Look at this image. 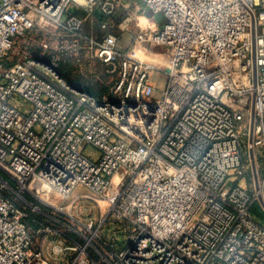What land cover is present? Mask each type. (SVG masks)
Segmentation results:
<instances>
[{
  "label": "built area",
  "instance_id": "obj_1",
  "mask_svg": "<svg viewBox=\"0 0 264 264\" xmlns=\"http://www.w3.org/2000/svg\"><path fill=\"white\" fill-rule=\"evenodd\" d=\"M141 1L0 0V264H264V0Z\"/></svg>",
  "mask_w": 264,
  "mask_h": 264
},
{
  "label": "rangeland",
  "instance_id": "obj_2",
  "mask_svg": "<svg viewBox=\"0 0 264 264\" xmlns=\"http://www.w3.org/2000/svg\"><path fill=\"white\" fill-rule=\"evenodd\" d=\"M151 10L147 9L144 6V3L141 0H127V7L125 8H120L115 12L114 15V22H116V24H118V27L115 28V32L120 34V33H133L135 31H137L139 29V25L140 26H145L149 23H151L152 21L155 20V18H151L148 17L146 14L147 12H149ZM156 21V25L159 26L162 22V17L160 15H158V23L157 20ZM98 33H100V30L98 28H95ZM160 51L165 50V47H159L158 48ZM66 71L69 72L68 76H65V79H67L68 81H70L72 84L76 85V86H80V87H88L90 89H95V90H100V88L102 87L101 85H99L96 82L95 76L96 75H100L103 73V66L101 64H99L97 61L92 64L91 69H88L86 71L85 74H79L77 72H75V69L73 66H67L64 68ZM92 71V72H91ZM103 76V74H102ZM152 78L153 79H157L158 80V84H162L163 80H164V76L162 74H157L156 72H152ZM101 94V92H100ZM13 101L15 102L16 105L19 106V108L24 109L28 106V103L23 101L22 99H17L14 98ZM84 153L91 157L94 158L98 153L99 150L96 149L95 147L91 146V145H87ZM0 176H2L0 174ZM5 177V176H4ZM82 192H87V189L81 185L76 186L75 190L73 191V194H78V193H82ZM37 206L42 207L41 203L37 200V199H33L32 200ZM54 202V201H53ZM56 202V201H55ZM56 204H58L56 202ZM251 211L257 216L259 217L261 220L264 221V213L261 212L259 210V207L257 204H254L253 207L251 208ZM74 214L78 213L80 214V216L82 218H84L85 215H89L92 218H96L95 220H97L96 217V209L94 207H92L91 204H86L83 207H78L77 211L74 212ZM69 227H71L69 225ZM70 230H68V234L70 237H73V235L71 233H69ZM103 232V231H101ZM115 236H118L119 238L121 237V233L115 231L114 232ZM122 240H120L118 243L119 245L122 244L121 243ZM93 245H97V242L93 241Z\"/></svg>",
  "mask_w": 264,
  "mask_h": 264
},
{
  "label": "trees",
  "instance_id": "obj_3",
  "mask_svg": "<svg viewBox=\"0 0 264 264\" xmlns=\"http://www.w3.org/2000/svg\"><path fill=\"white\" fill-rule=\"evenodd\" d=\"M60 73H61V75L65 78V76L67 77L68 76V74H69V72L68 71H66L65 69H61L60 70ZM67 80V79H66ZM68 81V80H67ZM69 83H71L70 81H68ZM72 84V83H71ZM90 93H92V94H100V92L102 93L104 90H105V88L104 87H101L100 88V90H95V89H90V88H88V87H85ZM0 174L2 175V176H4L3 174H2V172L0 171Z\"/></svg>",
  "mask_w": 264,
  "mask_h": 264
},
{
  "label": "crops",
  "instance_id": "obj_4",
  "mask_svg": "<svg viewBox=\"0 0 264 264\" xmlns=\"http://www.w3.org/2000/svg\"><path fill=\"white\" fill-rule=\"evenodd\" d=\"M150 17H151L152 19L155 18V20H157V23H158V15H154V14H152ZM154 81H155V85L158 86V80H157V79H154Z\"/></svg>",
  "mask_w": 264,
  "mask_h": 264
},
{
  "label": "water",
  "instance_id": "obj_5",
  "mask_svg": "<svg viewBox=\"0 0 264 264\" xmlns=\"http://www.w3.org/2000/svg\"><path fill=\"white\" fill-rule=\"evenodd\" d=\"M152 14H153L152 11H149V12H147L146 15H147L148 17H150Z\"/></svg>",
  "mask_w": 264,
  "mask_h": 264
}]
</instances>
